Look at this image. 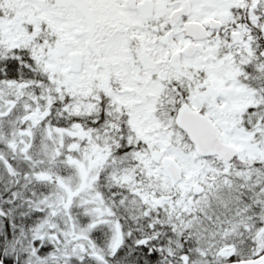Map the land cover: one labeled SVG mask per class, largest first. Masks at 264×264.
<instances>
[{
	"label": "snow or ice",
	"instance_id": "6c2138e0",
	"mask_svg": "<svg viewBox=\"0 0 264 264\" xmlns=\"http://www.w3.org/2000/svg\"><path fill=\"white\" fill-rule=\"evenodd\" d=\"M0 264H264V0H0Z\"/></svg>",
	"mask_w": 264,
	"mask_h": 264
}]
</instances>
